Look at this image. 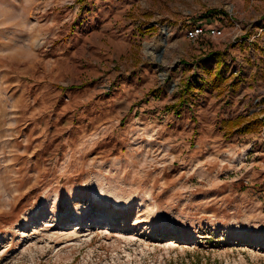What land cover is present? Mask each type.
<instances>
[{"label": "rangeland", "instance_id": "374dc122", "mask_svg": "<svg viewBox=\"0 0 264 264\" xmlns=\"http://www.w3.org/2000/svg\"><path fill=\"white\" fill-rule=\"evenodd\" d=\"M253 1L0 0V264H264Z\"/></svg>", "mask_w": 264, "mask_h": 264}, {"label": "crops", "instance_id": "0c3cea01", "mask_svg": "<svg viewBox=\"0 0 264 264\" xmlns=\"http://www.w3.org/2000/svg\"><path fill=\"white\" fill-rule=\"evenodd\" d=\"M253 2H254L253 3L254 5H257V4H260V5H257L255 8H252V11H251L252 15L246 16V17L242 16L241 22L239 21V23H236L234 27H228L227 28L224 24H222V22H220V24H216L215 26L221 28L223 31L226 32V34H229L230 32H235L238 34L239 33L248 34V35L251 34L253 37L257 36V37H259L258 40L263 38L264 37V0H256V1L254 0ZM256 2H257V4H255ZM247 20L254 23V25L251 27V29H248L247 25L243 24V21L245 22ZM205 21H206V19H205ZM244 38H243V40L245 41ZM239 40L241 41V38L237 39V41H239ZM253 40H255V39H253ZM237 44H239V43H237ZM250 46H251V44H249V47ZM251 48H252L253 52H255V48L254 49H253V47H251ZM248 52H249V54L246 57L250 58V60L252 61L251 62L252 64L247 63L246 58H243L244 55H241L240 57H236L237 59H239V61H241L240 63H238V65H240L241 68L236 69L238 71L237 79H238L239 83H241L242 85L246 82L250 83L251 78H255L256 83H262V77L264 76V57L262 55H260V57H262L263 60H261L259 62V58L255 57V55L253 54L251 49H248ZM221 57H222V55H220V57L216 61L217 62L220 61ZM225 69L226 70L228 69V71H229L228 65H226L224 62H221L218 66V69H217L219 74L223 75V71ZM220 75H214V76L218 77Z\"/></svg>", "mask_w": 264, "mask_h": 264}, {"label": "built area", "instance_id": "2783aa9c", "mask_svg": "<svg viewBox=\"0 0 264 264\" xmlns=\"http://www.w3.org/2000/svg\"><path fill=\"white\" fill-rule=\"evenodd\" d=\"M203 34H206L210 37L222 36L223 30L211 24H195L185 30V35L190 40H195Z\"/></svg>", "mask_w": 264, "mask_h": 264}, {"label": "bare ground", "instance_id": "6f19581e", "mask_svg": "<svg viewBox=\"0 0 264 264\" xmlns=\"http://www.w3.org/2000/svg\"><path fill=\"white\" fill-rule=\"evenodd\" d=\"M99 196H100V194H99V192H97V191H93V193H92V197L93 198H99Z\"/></svg>", "mask_w": 264, "mask_h": 264}]
</instances>
